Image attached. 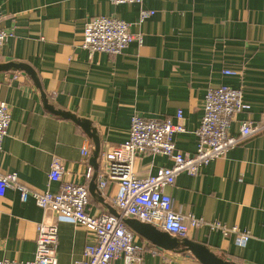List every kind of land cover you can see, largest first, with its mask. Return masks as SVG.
I'll use <instances>...</instances> for the list:
<instances>
[{
    "label": "crops",
    "instance_id": "0c3cea01",
    "mask_svg": "<svg viewBox=\"0 0 264 264\" xmlns=\"http://www.w3.org/2000/svg\"><path fill=\"white\" fill-rule=\"evenodd\" d=\"M141 10L154 14L140 23ZM0 16V28L13 34L0 48V66L27 65L40 82L38 87L21 70L0 72V102L11 112L0 173L16 174L31 191L56 193L59 184H49L48 176L58 157L69 169L65 180L90 189L93 178L87 181L85 173L88 167L94 171L93 141L48 107L89 122L100 138L101 155L127 141L134 114L177 123L182 111L185 133L174 141L178 151L194 154L207 92L221 86L241 90L250 109L235 117L230 134L239 136L246 121L261 130L198 175L180 174L167 192L176 213L203 221L187 240L235 264H264V0H145L119 6L112 0H0ZM99 17L130 24L142 41L117 56L90 53L82 48L85 27ZM84 147L90 150L87 160ZM171 166L168 158L145 156L136 173L147 177ZM95 186L88 214H112L111 189L103 197L97 180ZM55 221L56 215L34 199L24 203L19 191L7 190L0 197V260L32 261L39 225ZM211 223L236 228L250 239L241 246L238 234L226 236ZM58 230V264L84 260L92 237L68 222L59 221ZM134 233L139 244L159 251L147 252L143 264H202L182 247L161 250Z\"/></svg>",
    "mask_w": 264,
    "mask_h": 264
},
{
    "label": "built area",
    "instance_id": "2783aa9c",
    "mask_svg": "<svg viewBox=\"0 0 264 264\" xmlns=\"http://www.w3.org/2000/svg\"><path fill=\"white\" fill-rule=\"evenodd\" d=\"M145 0H112L115 6L125 4L142 5ZM154 13L141 10L140 23ZM0 16V23H1ZM13 37L0 28V48ZM135 41H142L141 36L133 35L131 25L116 18L99 17L90 21L84 32L82 48L90 53H105L117 56L123 53ZM226 75L234 72L225 71ZM250 106L244 102L241 90L226 86L210 89L205 97L204 114L196 132L198 138L194 154L178 151L174 138L185 133L183 112L176 114L177 123L171 119H145L138 114L131 118L129 136L125 143L109 147L101 155L103 165L97 176L98 191L101 196L111 189L109 198L117 215L88 214L90 191L85 184L73 180H65L69 169L58 157H54L49 184H59L56 193L50 190L31 191L30 187L21 183L16 174L0 173V197L7 190L20 192L22 202L29 198L35 200L44 212H52L57 221L41 224L38 227L36 254L32 261L18 262L0 260V264H58V222H68L84 229L93 239L84 251V260L77 264H143L147 252L159 255L156 249H148L138 242L136 234L126 224V219H134L168 233L177 239H187L191 229L203 225L201 219L193 215L185 216L176 213L174 203L168 194L176 178L182 174L198 175L200 169L213 161H221L240 142L251 137L261 128L251 121L242 123L239 136H232L230 128L235 117ZM11 123V112L5 102H0V150L8 135ZM90 150L82 149V159L87 160ZM145 156L165 157L172 161L171 167L159 168L155 174L139 177L136 164ZM94 176L88 167L86 180ZM210 228L221 231L224 235L238 234L237 242L245 245L250 236L238 229H227L220 223H211ZM167 264V263H165Z\"/></svg>",
    "mask_w": 264,
    "mask_h": 264
},
{
    "label": "water",
    "instance_id": "95a60500",
    "mask_svg": "<svg viewBox=\"0 0 264 264\" xmlns=\"http://www.w3.org/2000/svg\"><path fill=\"white\" fill-rule=\"evenodd\" d=\"M9 70H21L25 74H29L35 80L38 87L40 86V82L37 76L27 65L11 63L8 65L0 66V72ZM48 109L59 117L70 119L77 123L84 130L87 136L93 141L95 148L92 153L90 163L94 167V176L89 190L90 193L95 196V181L97 180L101 165V142L96 130L92 128L89 122L79 121L71 114L55 111L51 107H48ZM109 210L111 211L112 215H117V212L115 210L111 208H109ZM124 222L129 229L133 230L141 237L147 239L158 249L175 252L182 247L183 249L181 252H190L202 264H235L229 260H225L215 255L205 245L197 244L187 239L179 240L177 238H173L169 234L161 232L153 226L140 223L139 221H136L134 219H126Z\"/></svg>",
    "mask_w": 264,
    "mask_h": 264
}]
</instances>
